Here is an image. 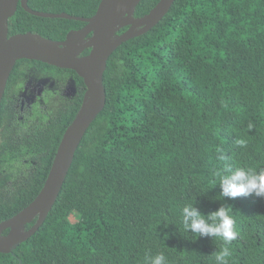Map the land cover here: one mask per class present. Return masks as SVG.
<instances>
[{
	"label": "trees",
	"instance_id": "16d2710c",
	"mask_svg": "<svg viewBox=\"0 0 264 264\" xmlns=\"http://www.w3.org/2000/svg\"><path fill=\"white\" fill-rule=\"evenodd\" d=\"M101 1L28 5L91 18ZM159 2L142 0L134 17ZM85 25L36 17L21 5L8 24L9 37L33 33L55 42ZM23 64L69 72L76 94L51 117L33 120L15 93ZM103 83L106 106L82 139L52 211L33 237L0 253V264H145L146 255L159 253L167 264H215L211 255L222 242L183 231L188 203L205 215L231 206L239 236L230 264H264V198H223L213 175L226 167L264 169V0H175L156 27L112 54ZM86 91L74 71L16 63L0 105V224L42 190Z\"/></svg>",
	"mask_w": 264,
	"mask_h": 264
},
{
	"label": "water",
	"instance_id": "95a60500",
	"mask_svg": "<svg viewBox=\"0 0 264 264\" xmlns=\"http://www.w3.org/2000/svg\"><path fill=\"white\" fill-rule=\"evenodd\" d=\"M142 0H102L97 13L81 18L67 13H44L32 10L28 0H0V105L16 63L37 61L62 70H71L83 79L87 88L82 106L67 128L58 147L46 182L25 209L0 224V253L11 254L33 237L45 223L66 181L86 132L106 106L104 74L109 58L127 41L142 36L156 27L168 14L175 0H160L151 12L141 18L134 11ZM21 5L29 14L40 18L67 19L86 23L80 30L68 33L64 41L55 42L37 34L9 37V20ZM133 11L132 17L120 18L118 10ZM128 29L119 34V32ZM90 49V54H81ZM37 219L29 230L26 226ZM9 230L7 235H3Z\"/></svg>",
	"mask_w": 264,
	"mask_h": 264
},
{
	"label": "clouds",
	"instance_id": "9594fccd",
	"mask_svg": "<svg viewBox=\"0 0 264 264\" xmlns=\"http://www.w3.org/2000/svg\"><path fill=\"white\" fill-rule=\"evenodd\" d=\"M252 125L249 124V128ZM235 143L244 147L246 142L238 139ZM218 153H222V149H217ZM225 160V155L218 157ZM218 179V185L221 188L220 196L235 200L238 197L253 196L264 198V169L256 171L248 167H236L232 169L226 167L222 170H216L213 173ZM181 224L183 231L194 234L199 238H213L214 241L219 240L222 246L211 256L214 257L215 264H230L232 252L230 245L236 240L239 232L232 215V207L223 205L218 210L203 214L196 203H188L181 210ZM145 264H167L166 257L163 253L156 255H146Z\"/></svg>",
	"mask_w": 264,
	"mask_h": 264
},
{
	"label": "rangeland",
	"instance_id": "374dc122",
	"mask_svg": "<svg viewBox=\"0 0 264 264\" xmlns=\"http://www.w3.org/2000/svg\"><path fill=\"white\" fill-rule=\"evenodd\" d=\"M120 18L132 17L133 11L118 10ZM21 83L16 90L18 102L24 99L33 120H46L54 115L75 95L78 84L69 72H54L24 64L20 67ZM71 222L76 218L71 216Z\"/></svg>",
	"mask_w": 264,
	"mask_h": 264
},
{
	"label": "flooded vegetation",
	"instance_id": "af4514ba",
	"mask_svg": "<svg viewBox=\"0 0 264 264\" xmlns=\"http://www.w3.org/2000/svg\"><path fill=\"white\" fill-rule=\"evenodd\" d=\"M127 29H128V27H126V28H124V29H122V30H123V32H125ZM122 30H121V31H122ZM123 32H122V33H123ZM122 33H119V34H122ZM88 50H89V54H90V51H91V50H90V49H88ZM86 51H87V50H86ZM84 52H85V51H84ZM82 54H83V53H82ZM82 54H81V56H87V55H89V54H86V55H82ZM23 65H24V64H23ZM70 71H71V70H70ZM76 90H77V88H76ZM75 94H76V92H75ZM20 105H21V111L24 112V110H25V103H24V99H23V98H22V100H21Z\"/></svg>",
	"mask_w": 264,
	"mask_h": 264
}]
</instances>
